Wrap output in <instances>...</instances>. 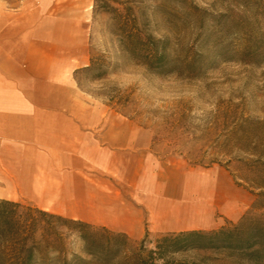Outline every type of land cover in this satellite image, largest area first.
Returning <instances> with one entry per match:
<instances>
[{
    "label": "rangeland",
    "instance_id": "rangeland-1",
    "mask_svg": "<svg viewBox=\"0 0 264 264\" xmlns=\"http://www.w3.org/2000/svg\"><path fill=\"white\" fill-rule=\"evenodd\" d=\"M122 1L136 18L125 28L114 13L96 11L95 0L59 2L85 15L88 59L73 73L82 94L104 106L112 120L139 123L177 168L181 163L192 176L229 178L246 192L243 214L218 229L244 224L245 229L261 230L253 256L190 248L168 252L166 258L264 264V0ZM136 33L146 42L127 47L126 36ZM149 45L164 54L162 60L148 59L149 49L142 47ZM94 57L105 63L101 77L84 71ZM46 219L36 233L43 249L40 264H130L141 246L156 249L161 237L174 233L132 240L91 225L93 238L110 247H95L97 256H92L85 252L79 226L50 219L56 226L53 232Z\"/></svg>",
    "mask_w": 264,
    "mask_h": 264
},
{
    "label": "crops",
    "instance_id": "crops-1",
    "mask_svg": "<svg viewBox=\"0 0 264 264\" xmlns=\"http://www.w3.org/2000/svg\"><path fill=\"white\" fill-rule=\"evenodd\" d=\"M60 1L0 0V199L132 240L236 221L249 195L232 180L177 168L139 123L82 94L85 15Z\"/></svg>",
    "mask_w": 264,
    "mask_h": 264
},
{
    "label": "trees",
    "instance_id": "trees-1",
    "mask_svg": "<svg viewBox=\"0 0 264 264\" xmlns=\"http://www.w3.org/2000/svg\"><path fill=\"white\" fill-rule=\"evenodd\" d=\"M115 1L122 6H114ZM96 11L112 12L116 15L118 25L121 28L130 26L136 19L133 17V8L122 0H95ZM127 47L135 44H143L146 38L139 33L130 34L125 38ZM149 49L147 55L149 60H162L164 54H160L157 47L149 45L142 50ZM104 61L92 58L91 63L84 71L93 72L95 77L104 74ZM48 220V229L56 231L57 224L77 225L80 227L79 237L85 242V252L97 256L95 247L98 249L110 248L93 238L91 224L64 217L50 211L24 204L20 201L0 199V262L6 261L10 264H40L43 249L40 241L36 239V233L42 221ZM53 219L54 221H50ZM244 224L234 228H221L218 230H186L165 235L158 240L157 248L146 250L144 246L135 253L134 261L130 264H198L196 262L175 261L166 258V253L187 250L190 248H215L239 250L248 255H256L259 245L258 237L261 235L256 228L245 229ZM107 232L109 230L105 229ZM77 257V256H75ZM78 259V258H77Z\"/></svg>",
    "mask_w": 264,
    "mask_h": 264
}]
</instances>
